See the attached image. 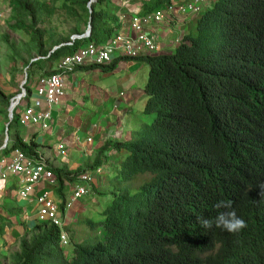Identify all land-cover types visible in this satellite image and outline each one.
I'll return each instance as SVG.
<instances>
[{
  "label": "trees",
  "instance_id": "16d2710c",
  "mask_svg": "<svg viewBox=\"0 0 264 264\" xmlns=\"http://www.w3.org/2000/svg\"><path fill=\"white\" fill-rule=\"evenodd\" d=\"M90 1L9 0L14 23L8 28L26 34L37 57H47L80 34V21L90 26V37L79 42L101 44L121 25L109 9L113 0L92 3L88 22ZM206 1L210 5L193 18L173 53L116 58L106 66L83 68L113 72L121 61L146 64L145 122L130 132L129 141L105 143L89 167H50L62 199L65 183L107 163L112 166L102 173L108 179V193H99L107 199L99 213L102 220L97 225L84 221L91 231L99 226L100 237L74 243V235L66 250L53 223L34 221L30 228L25 225L11 264H264V0ZM171 2L141 0L139 15ZM56 13L75 23L70 35L58 38L38 27ZM79 42L55 50L47 60L25 62L28 97L29 76L54 73L43 63L73 54ZM9 100L0 90V106L8 107ZM17 118L13 113L4 154L19 150L37 160L33 140L27 144L16 134L9 136ZM218 201L230 202L231 208L216 209ZM14 206L0 209L7 216L0 213V240L9 218L20 212ZM232 209L247 225L237 233L199 224L198 217L214 220Z\"/></svg>",
  "mask_w": 264,
  "mask_h": 264
},
{
  "label": "built area",
  "instance_id": "2783aa9c",
  "mask_svg": "<svg viewBox=\"0 0 264 264\" xmlns=\"http://www.w3.org/2000/svg\"><path fill=\"white\" fill-rule=\"evenodd\" d=\"M206 3V0L171 2L168 6L155 10L150 14L139 15L133 13L127 21V28L125 24L122 25L120 31L106 42L101 44L86 42L84 46L79 47L73 54L54 60L52 68L54 73L49 76L39 77L34 82L32 87H34L33 90L36 93L32 104L28 102L30 96L26 95L24 87L27 80L25 74V82L20 86L19 94L10 101V105L14 104V106L9 116V123L12 121L14 113L18 116V126H33L37 127L41 132L49 131L53 124L52 108L57 106L65 96L66 75L73 74L83 67L106 66L116 58L135 59L154 55L158 50V35L154 30L147 27L151 24H162L165 21L169 23L173 14L189 15L193 19L200 14ZM124 20L125 18L119 17L120 23L124 22ZM87 27L82 33L72 35L69 42L54 47L47 57H38L33 62L36 60H47L51 53L61 47H70L75 42L87 41L90 37V31ZM21 104L22 108L17 111ZM87 141L89 143L91 140L88 139ZM7 144L8 138H6L5 134V140L0 146V183L9 181L11 177L18 178L20 186L15 191V199L24 201L27 204L26 207H23V217H26L28 211L32 210V213H35V221L53 223L59 230L58 239L60 245L67 248L69 246V237L64 230L63 222L68 218V214L75 203L83 197H91L93 195V189L96 188L95 184L98 181V179L93 178V175L100 176L104 173L106 166L110 164L102 165L93 172H86L78 176L74 183L67 185L72 187L71 195L69 200L64 203L63 209H61V205L53 201L48 191L43 190L36 193L37 187L41 184H46L50 187L56 184L55 176L51 172L50 167L40 157V154L36 151L37 160L27 157L19 150H12L4 154L9 148ZM63 147V145L59 144L57 148L62 151Z\"/></svg>",
  "mask_w": 264,
  "mask_h": 264
},
{
  "label": "crops",
  "instance_id": "0c3cea01",
  "mask_svg": "<svg viewBox=\"0 0 264 264\" xmlns=\"http://www.w3.org/2000/svg\"><path fill=\"white\" fill-rule=\"evenodd\" d=\"M182 1L184 0H173V2L176 3H180ZM210 3L211 1H208L205 6L208 7ZM112 5L113 11H115V16L117 18H125L124 22L122 23H120L117 19L116 24L121 26L125 24L126 28L128 26V19L133 15V13H139L141 10V0H136L134 3H132L131 0H113ZM172 16L173 17L171 18V21L169 23H166L167 21H165V23L151 24L147 27L148 29L154 30L158 35V50L154 54L155 56L167 54L169 55L173 53L175 47L179 43L178 41L181 38V33L184 34L188 30L187 25L190 26V24L194 23L191 21L193 20L192 17L187 22V20L189 19V15L181 16L178 14H173ZM53 62L54 61H51L49 63L45 62L42 66L45 67V69L50 68L52 70L54 65ZM129 62L121 61L118 63V65L120 64L124 66L123 63L128 64ZM143 65V63L136 62L135 68L139 66L142 67ZM83 68L78 69L74 74L66 75L65 96L57 106H54L52 108L51 112L53 117V124L49 131L44 133L42 132V135H40L41 131L37 127L27 126L32 128V131L34 132L29 141H27L26 139V137L28 136H25L24 138L17 135V133L15 132L19 139H21L24 143L28 144L31 140H33L38 145L36 150L40 154V157L49 167L52 168L64 167L69 171H75L78 168L84 169L86 167H89L93 162L89 163L88 159L94 156L95 160L98 151L103 145H105V143H112L115 141H129L130 132L137 129V122L134 121L133 117L134 115H137L135 114L136 106L138 104H142L143 107V89L139 90V88L137 89L133 86H130L127 89V95L125 92L122 93L123 90H120V93H122L123 96L121 95L120 98H116V101H112L111 99L105 100L104 97H99V99L94 98L95 104L92 106V114H88V111L85 112L84 110L79 111L76 109V105L77 103H79V98L78 96H76L74 89L77 82V87L79 86L80 80L77 81L75 77L78 78V72L85 71L83 70ZM37 78L38 77L34 78V81L32 80V82H35ZM33 85L34 83H31L30 89L32 90V92L29 95V104H32V95L34 88L32 87ZM108 95H110V93H108ZM111 101L112 107L108 108ZM80 105L84 106L82 102ZM88 115L91 116L87 117ZM123 125H125V127H123ZM15 127L17 128L18 126L15 125ZM113 127H120L123 130H121V133L119 130L116 138H114V136L112 138L107 137L109 136L108 134L105 136V132L111 134L113 132V135H115L114 131H111ZM19 128L21 129L24 127L19 126ZM13 136L14 134L12 135V137ZM52 138L55 141H53ZM88 139L91 140L89 143L87 141ZM59 144L64 146L62 151L58 150L57 148ZM115 156H118V158L115 159ZM119 156L120 155L117 154L112 157L115 163L119 161ZM55 185L50 187L46 184H41L37 187L36 193L46 190L51 195L53 201L56 204L61 205L62 202L65 203L69 200L72 187L67 186L70 185L69 183H65V187L62 191L63 198L59 199ZM19 186L20 183L18 178L11 177L9 178V181L0 183V192H3L5 196H9L8 200L11 203L12 201H19L15 199V191ZM19 209L20 212L15 214V218L10 219V227L8 229H5L4 231V237L6 238L5 242L15 241L16 238L22 236V224L30 226L35 221V213H32V210L28 211V213H31L30 215H32V217L29 218L28 216L23 217V207H19ZM78 213L80 212H78L77 208L74 209L73 207L68 214V218H66L65 221H76L75 217L78 215ZM69 225L67 227H69ZM0 242L2 243V240H0Z\"/></svg>",
  "mask_w": 264,
  "mask_h": 264
},
{
  "label": "rangeland",
  "instance_id": "374dc122",
  "mask_svg": "<svg viewBox=\"0 0 264 264\" xmlns=\"http://www.w3.org/2000/svg\"><path fill=\"white\" fill-rule=\"evenodd\" d=\"M8 1L9 0H0V17H1L0 18V90L10 97L9 100V105H10L11 99L19 94L20 86L25 82V74L29 73V71H27L25 62L31 63V61L37 59L38 57L35 54L32 48L33 46L29 40V37L26 34H24L21 31L12 32L9 30L8 26L13 24L14 22L11 20V12H10V8L8 7ZM44 1L48 2L50 0H44ZM135 1L136 0H131L132 3H134ZM109 9L112 11L113 5L109 6ZM136 14H140V13L136 12ZM190 19L191 17H189L187 22ZM74 26L75 23L73 21L68 20L64 15L62 16L56 13L54 16L47 18L45 24L39 25L38 27L40 29L51 30L58 35V38H60L66 35H70L71 30ZM86 27L87 26L85 21H80L78 23L77 29L80 33H82V31ZM189 27L190 26L187 25V29ZM182 36L183 33H181V38ZM180 40L178 42H180ZM79 43H80L78 45L79 47L84 46L82 42ZM21 58H23V60L25 59V61L22 62ZM123 64L124 66L117 64L113 72H103L100 68H94V69L78 72V78L75 77V79L77 81L80 80V83L79 86L77 87L78 84L77 82L76 87L74 89L76 96H78L79 98V103H77L76 109L79 111L82 110H84L85 112L88 111V114L90 113L92 114L91 112L93 110L92 106L95 104L94 98L99 99V97H104L105 100L111 99L112 101H116V98H120L121 95L123 96L122 93L124 92L126 93L128 87L130 86L142 90L147 80V74L149 70L148 66L144 64L142 67L139 66L135 68L136 62H129L128 64L126 63ZM33 71L35 75L38 76L39 74L38 70L34 68ZM29 77L32 78L30 79L31 83H34L32 82V80L34 81V78H36V76H29ZM31 83L29 84L28 81L26 84V88H28V84L30 86ZM120 90H123V92L120 93ZM35 93L36 91L33 90L32 100L35 97ZM108 93H110V95H108ZM112 101L108 108L112 107ZM81 102L82 104H84V106L80 105ZM9 105L6 108L0 106V146L5 140V129H6V124L8 123L7 110L9 108ZM21 108H22V104L17 109V111H19V109ZM142 108H143L142 104L141 105L138 104L136 106L135 114L137 115H134L133 117L134 121L137 122L136 128L141 127L142 124L145 122ZM90 116L91 115H88L87 117ZM123 127H125V125H123ZM119 130L121 133V130L123 129L120 127H113L111 131H114L115 135H113V132L112 134L105 132V136L108 134L109 136L107 137L112 138L114 136V138H116L117 134L119 133ZM15 132L17 133V135L24 138L25 136H28L26 137L27 141H29V139H31L32 135L34 134L32 128L30 127H24L20 129L19 126L16 128L15 124H12L10 127L9 136L11 137L13 134H15ZM40 135H42V132L40 133ZM53 141L55 140L53 139ZM114 158L117 159L118 156H115ZM93 160H94V156L88 159L89 163H92ZM111 168L112 166L107 165L104 170V174H107ZM104 174L100 176L93 175V178L98 179V181L96 183L95 193L92 195V197L90 196L83 197L80 201L76 203L77 205L74 204V209L77 208L78 212H80L78 213V215L76 214L77 215L75 217L76 221L73 220L72 222H70L71 221L70 220L67 222L66 221L63 222L66 228L65 232H67L69 237V246L66 248V250L70 249L74 235H76V241L74 239V243L85 242V240L91 239L94 236L100 237L101 229L99 226H97L95 230L91 231L85 225L86 222H88V220L94 222L96 225L98 222L102 220L99 213L101 212V208L104 206L103 204H105L107 199L101 198L99 196V193H105V194L108 193V187H107L108 179L107 177H105ZM104 182H106V184H104ZM6 197L8 196L7 195L5 196L3 192H0V209H2L5 206V204L13 205V206L17 205L20 207H26L27 205L26 202L20 200L15 201V204L11 203ZM0 213L5 218H7L5 213H2V210H0ZM30 214L31 213H27L26 216L31 218L32 215ZM12 218H9V223H10V219ZM84 221H86L85 225H84ZM33 224L28 226V228L32 227ZM68 225L69 227H67ZM26 226L23 224L21 226L23 228L22 231L23 233H25L24 231ZM9 227L10 224H8L5 229H8ZM5 239L6 238L3 236L2 243L0 242V264H11L10 256L11 254L18 252L19 238L16 239L14 238L15 241L12 242H5Z\"/></svg>",
  "mask_w": 264,
  "mask_h": 264
},
{
  "label": "clouds",
  "instance_id": "9594fccd",
  "mask_svg": "<svg viewBox=\"0 0 264 264\" xmlns=\"http://www.w3.org/2000/svg\"><path fill=\"white\" fill-rule=\"evenodd\" d=\"M261 190V196L264 197V186H262ZM214 207L216 209H229L231 208V203L218 201ZM198 221L204 229H210L215 226L229 233H237L247 226L245 220L237 215L235 209L220 212L214 220L207 217H198Z\"/></svg>",
  "mask_w": 264,
  "mask_h": 264
},
{
  "label": "water",
  "instance_id": "95a60500",
  "mask_svg": "<svg viewBox=\"0 0 264 264\" xmlns=\"http://www.w3.org/2000/svg\"><path fill=\"white\" fill-rule=\"evenodd\" d=\"M96 0H91L88 4H87V11H88V15H89V18H88V22L90 21V19H91V17H90V15H91V9H90V6H91V4L92 3H94ZM88 29H89V31H90V26L88 25V27H87ZM31 62H33V61H31ZM8 123L6 124V129H5V134H6V138H8L7 137V131H8V129H7V127H8V125H9V116H10V114H11V111H12V106L10 105L9 106V108H8Z\"/></svg>",
  "mask_w": 264,
  "mask_h": 264
},
{
  "label": "bare ground",
  "instance_id": "6f19581e",
  "mask_svg": "<svg viewBox=\"0 0 264 264\" xmlns=\"http://www.w3.org/2000/svg\"><path fill=\"white\" fill-rule=\"evenodd\" d=\"M14 102H15V101H14ZM14 102H13V103H14ZM13 106H14V104L12 105V107H13Z\"/></svg>",
  "mask_w": 264,
  "mask_h": 264
}]
</instances>
